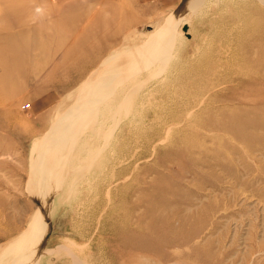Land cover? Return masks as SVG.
Returning a JSON list of instances; mask_svg holds the SVG:
<instances>
[{
	"label": "rangeland",
	"instance_id": "374dc122",
	"mask_svg": "<svg viewBox=\"0 0 264 264\" xmlns=\"http://www.w3.org/2000/svg\"><path fill=\"white\" fill-rule=\"evenodd\" d=\"M178 2L0 0V264H264V0Z\"/></svg>",
	"mask_w": 264,
	"mask_h": 264
},
{
	"label": "bare ground",
	"instance_id": "6f19581e",
	"mask_svg": "<svg viewBox=\"0 0 264 264\" xmlns=\"http://www.w3.org/2000/svg\"><path fill=\"white\" fill-rule=\"evenodd\" d=\"M172 20H175V17H173ZM184 25H186V22H182V26H184ZM163 28H164V26H156L155 29L153 30V35L151 36V38H153L156 42H159L161 44L164 43V37H162L163 34H164ZM173 35H175V32L173 33ZM160 41H162V42H160ZM147 47H148V45L144 46V47H141V48H137V47L133 48V52L132 53H129L126 56L124 54H122L123 57L120 54L118 55L116 53V55H115L114 53H112V54L108 55L101 62L100 66H99V70L107 69L108 67L113 66L114 70L119 71V70H121V66H122L124 58L125 59H129L130 57H132L134 55H140V53L142 54V53H144L146 51L145 49H147ZM88 80H90V78ZM87 83H86V85H87Z\"/></svg>",
	"mask_w": 264,
	"mask_h": 264
},
{
	"label": "crops",
	"instance_id": "0c3cea01",
	"mask_svg": "<svg viewBox=\"0 0 264 264\" xmlns=\"http://www.w3.org/2000/svg\"><path fill=\"white\" fill-rule=\"evenodd\" d=\"M157 2H159V4L161 5L160 6V11L161 10L162 11H167V10L169 11L172 8H174L176 5H178L181 1L178 2V0H157Z\"/></svg>",
	"mask_w": 264,
	"mask_h": 264
},
{
	"label": "water",
	"instance_id": "95a60500",
	"mask_svg": "<svg viewBox=\"0 0 264 264\" xmlns=\"http://www.w3.org/2000/svg\"><path fill=\"white\" fill-rule=\"evenodd\" d=\"M184 31L187 32V31H188V27H185V28H184Z\"/></svg>",
	"mask_w": 264,
	"mask_h": 264
}]
</instances>
